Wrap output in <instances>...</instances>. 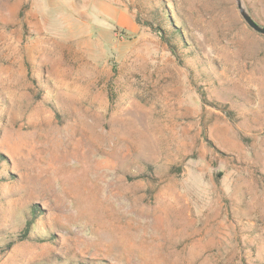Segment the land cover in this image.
Segmentation results:
<instances>
[{
	"label": "rangeland",
	"instance_id": "rangeland-1",
	"mask_svg": "<svg viewBox=\"0 0 264 264\" xmlns=\"http://www.w3.org/2000/svg\"><path fill=\"white\" fill-rule=\"evenodd\" d=\"M0 264H264L236 0H0Z\"/></svg>",
	"mask_w": 264,
	"mask_h": 264
},
{
	"label": "water",
	"instance_id": "water-1",
	"mask_svg": "<svg viewBox=\"0 0 264 264\" xmlns=\"http://www.w3.org/2000/svg\"><path fill=\"white\" fill-rule=\"evenodd\" d=\"M237 7L239 9L240 15L246 24L255 32L264 35V26L259 25L249 14L248 10L244 6L242 0H236Z\"/></svg>",
	"mask_w": 264,
	"mask_h": 264
}]
</instances>
